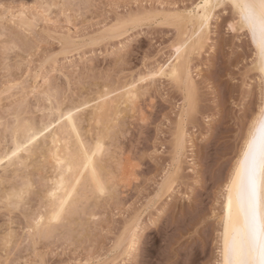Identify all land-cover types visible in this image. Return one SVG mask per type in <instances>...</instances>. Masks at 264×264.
<instances>
[{
  "label": "rangeland",
  "instance_id": "1",
  "mask_svg": "<svg viewBox=\"0 0 264 264\" xmlns=\"http://www.w3.org/2000/svg\"><path fill=\"white\" fill-rule=\"evenodd\" d=\"M203 1L0 0L1 153L12 147L14 114L40 125L57 108L94 103L106 90L116 97L174 62ZM213 13L203 46L182 58L187 73L153 74L134 106L101 124L109 126L104 193L87 190L63 220L36 229L49 167L37 159L8 174L0 264H221L227 184L260 112L263 80L238 11L224 0ZM23 181L33 184L19 205L1 200Z\"/></svg>",
  "mask_w": 264,
  "mask_h": 264
},
{
  "label": "bare ground",
  "instance_id": "2",
  "mask_svg": "<svg viewBox=\"0 0 264 264\" xmlns=\"http://www.w3.org/2000/svg\"><path fill=\"white\" fill-rule=\"evenodd\" d=\"M229 2L238 11L241 28H247L253 34L257 52L255 68L263 80V88L261 87L263 103L262 106L260 104L259 114L256 115V113V117L253 115L255 118L253 125H251L250 131L248 130L242 154L239 160L237 159L238 163L227 184L221 233V264H264V0H229ZM223 3L224 0H204L198 6V11L196 10L197 12L192 14L194 31H191L193 33L190 34L189 39L175 47V61L167 62L168 65L165 64L166 66H161L156 72L153 71L154 75L180 78L183 73H187V70L185 71L187 66H183L186 64L184 63L185 55L188 54V51L195 50L193 48L199 43L202 44L200 48L203 46L202 39L207 37L213 12ZM231 25L233 24L231 23ZM205 32L206 34H204ZM203 34L205 37L202 36ZM173 60L171 59V61ZM153 74H150V77ZM150 77L141 76L125 84L121 90L119 88L114 91H120L116 97L113 95L111 97V90H106L105 93H100L101 95L94 98V103L91 99L83 102L78 101L79 104L67 106L68 108L64 107L65 110L62 111L57 108L60 112L55 109L57 113L59 112L56 113L57 116L53 115L56 118L48 122L43 121L40 125L34 121L21 124L19 118L22 115L19 117V113L14 114L16 115V121H14L16 125L14 128L12 127V147L2 150V153L0 151V169L3 172L0 170V187L6 185L9 173H18L21 167L31 165L32 161L38 159L45 163L47 168L49 167V175L45 178L46 194L44 196L47 203L44 202V205L46 204V210L43 209L45 213H40L36 217L34 226L36 229L51 226L52 223L63 220L66 213H72V209L77 207L82 195H89L87 190L98 194L106 191L107 180L103 178L102 174L103 165L105 166V164L102 165V157L106 151V133L103 128L106 129L109 126L105 123L101 127V124L112 116H117L119 110L122 111L121 105L133 104L134 106L139 99L140 83ZM36 96L34 94V97ZM39 96L40 94H38ZM42 97L43 100L52 103L49 94H44ZM86 110L89 115L87 117L84 113L83 120L80 114ZM50 114L52 117V113ZM84 121H88L92 127L95 124L96 131L93 132L92 127L83 131L85 129L83 125H86V122L82 125ZM38 122L40 123V121ZM21 183L20 186L16 185L10 191L5 189V194H1L3 195L1 200H6L4 202L9 206L19 205L21 198L33 184L30 181H26L22 185ZM1 190L3 191V189ZM85 193L86 195H84Z\"/></svg>",
  "mask_w": 264,
  "mask_h": 264
}]
</instances>
